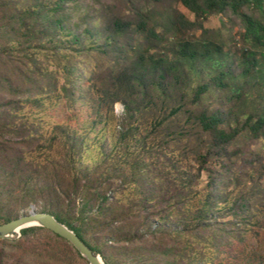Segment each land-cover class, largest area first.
<instances>
[{"label":"trees","instance_id":"obj_1","mask_svg":"<svg viewBox=\"0 0 264 264\" xmlns=\"http://www.w3.org/2000/svg\"><path fill=\"white\" fill-rule=\"evenodd\" d=\"M78 1H0V202L45 199L42 211L74 230L106 264H114L106 251L117 244L126 249V264H183L206 233L221 231L217 226L223 223L222 210H250L251 198H223L221 187L241 158V151L232 149V144L245 131L255 138L264 135V110H254L233 125L228 112L200 108L214 87L230 90L236 97L246 92L242 86L225 83L222 59L210 53L208 43L183 40L179 53L187 60L202 57L219 73L203 79L191 94L180 95L177 84L169 81V76L180 78L178 72L185 71L176 59L156 57L144 42L120 45L118 38L132 26L126 19L117 18L108 33L104 46L109 50L79 48L83 38L71 31L67 16L70 5ZM181 1L194 13L193 25L202 26L211 14L237 15L244 25V38L264 49V21L253 13L264 15V0ZM136 30L147 42L150 35L157 36L143 15ZM69 33L72 38L64 40L62 36ZM41 49L50 52L42 54ZM93 50L110 56L112 65L103 88L93 80L91 90L110 110L117 101L124 105L116 144L103 145L102 160L83 167L79 161L85 141L66 133L60 160H33L43 138L20 121L23 99L49 91L75 101L85 72L81 57ZM51 56L56 68L48 71L43 62ZM123 60L131 62L123 65ZM244 61L241 75L250 76L259 60L249 51ZM119 66L122 70L117 71ZM175 146H180L176 158ZM204 173L208 179L201 185ZM255 217L249 215V219ZM10 220L11 216L0 215V224ZM36 229L43 227H26L21 233Z\"/></svg>","mask_w":264,"mask_h":264},{"label":"rangeland","instance_id":"obj_2","mask_svg":"<svg viewBox=\"0 0 264 264\" xmlns=\"http://www.w3.org/2000/svg\"><path fill=\"white\" fill-rule=\"evenodd\" d=\"M70 7L68 26L73 33L81 34V49L103 46L109 50L104 45L117 18L132 22L128 33L118 38L120 45L129 47L144 42L145 46L150 45V52L156 57L176 59L177 64L185 69L178 72L180 78L169 76V81L177 84L178 95L182 92L191 94L199 82L219 73L220 69H212L202 57L187 60L179 53L183 40L208 43L210 53L222 59L221 68L227 73L225 83L242 86L246 92L236 97L230 90L214 87L204 96L200 108L228 112L233 125L243 122L254 110H264V49L255 46L251 39L244 38V25L237 15L211 14L200 26L192 24L195 15L181 0H79ZM253 13L264 21V15L259 11L254 10ZM141 15L157 32V36L150 35L148 42L144 41L145 35L140 36L136 30ZM62 38L67 40L72 35L69 33ZM44 44L49 43L45 41ZM41 50L42 54L50 52V49ZM249 51L255 53L259 65L250 76L244 77L241 72L245 69L244 60ZM81 58L80 65L85 67V72L77 84L75 101L57 97L49 91L39 93L35 99H23L18 111L20 121L27 122L43 138L41 146L32 154L33 160L43 163L60 160L65 152L62 139L66 133L77 134L84 139V154L79 161L83 167H92L100 162L102 146H113L117 142L116 132L123 113H118L115 106L118 102L123 103L115 102L110 110V106L99 103L97 94L90 88L93 80L102 88L108 82L106 77L112 65L111 57L93 50L89 56ZM41 60H44L43 56ZM131 60L127 63L123 60L122 64L128 65ZM43 66L48 71L54 70L56 60L51 56L43 62ZM120 66L116 67L117 71L122 70ZM260 69L263 70L261 75L258 72ZM231 74L234 77L231 78ZM47 82L49 79L44 83L48 87ZM179 147L175 146L178 150L175 158L180 156ZM237 148L241 151L238 156L241 158L235 163L234 173L226 174L221 195L230 200L247 196L251 198V208L245 213L238 207L222 210L223 223L217 226L221 231L206 233L203 243L196 245L194 253L188 255L183 264H264V135L255 138L245 131L232 144V149ZM207 179L204 173L201 185ZM44 200L40 198L35 202L22 203L5 199L0 202V215L14 219L29 212L32 205L42 211ZM254 214L256 217L249 219V215ZM175 220L179 218L175 217ZM119 245L108 248L106 252L114 264H126V249L117 247ZM148 245L152 246L151 243ZM0 264L90 263L68 240L43 227L26 235L21 233L13 239H0Z\"/></svg>","mask_w":264,"mask_h":264},{"label":"water","instance_id":"obj_3","mask_svg":"<svg viewBox=\"0 0 264 264\" xmlns=\"http://www.w3.org/2000/svg\"><path fill=\"white\" fill-rule=\"evenodd\" d=\"M42 226L68 240L90 264H106L102 256L94 252L72 229L60 222L52 213L32 209L18 217L0 224V239H13L21 235V229Z\"/></svg>","mask_w":264,"mask_h":264},{"label":"clouds","instance_id":"obj_4","mask_svg":"<svg viewBox=\"0 0 264 264\" xmlns=\"http://www.w3.org/2000/svg\"><path fill=\"white\" fill-rule=\"evenodd\" d=\"M115 107H116L118 113H121V114L123 113L124 108H123V105L122 104H120L118 102Z\"/></svg>","mask_w":264,"mask_h":264},{"label":"bare ground","instance_id":"obj_5","mask_svg":"<svg viewBox=\"0 0 264 264\" xmlns=\"http://www.w3.org/2000/svg\"><path fill=\"white\" fill-rule=\"evenodd\" d=\"M103 259V258H102ZM105 262V261H104Z\"/></svg>","mask_w":264,"mask_h":264}]
</instances>
